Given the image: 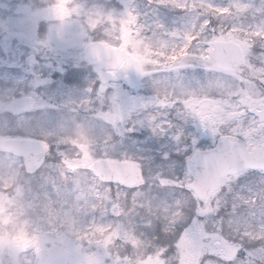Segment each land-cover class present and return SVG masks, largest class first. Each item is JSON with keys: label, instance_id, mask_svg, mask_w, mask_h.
Masks as SVG:
<instances>
[{"label": "snow or ice", "instance_id": "obj_1", "mask_svg": "<svg viewBox=\"0 0 264 264\" xmlns=\"http://www.w3.org/2000/svg\"><path fill=\"white\" fill-rule=\"evenodd\" d=\"M148 2L191 12L195 20L180 30L156 18L144 22L147 31L179 32L182 43L186 33L193 38L176 65L149 74L136 70L175 74L158 81L156 94L140 104L143 118L133 119L115 102L100 110L102 116L118 114L104 120L114 145L101 155L105 167L131 164L136 173L131 181H102L100 189L153 237L160 264H264V21L246 23L252 6L238 12L237 2ZM137 125L163 136L167 151L158 155L155 142L147 154L123 151L118 138ZM53 141L41 138L33 146L43 151L46 145L47 158L55 144L61 160L59 149L68 145Z\"/></svg>", "mask_w": 264, "mask_h": 264}, {"label": "rangeland", "instance_id": "obj_2", "mask_svg": "<svg viewBox=\"0 0 264 264\" xmlns=\"http://www.w3.org/2000/svg\"><path fill=\"white\" fill-rule=\"evenodd\" d=\"M89 1L91 2H84L83 4V11L85 12L83 18L91 29L90 35L81 26L80 30L74 33L73 40L61 43L55 39V30L59 35L60 29L64 27L63 20H61L59 28L56 24L52 25L51 28L49 26L44 38H41L42 40H37L35 30L27 28L24 31L16 30L13 35L14 41L18 42L19 45L25 43L42 44L41 46L51 48L57 55L63 57L65 55H77L86 43L94 39H101L112 46L125 45L126 49L131 50L133 55L143 61L142 50L144 51L143 46L146 42L143 40L145 36L142 30L145 28V21L140 22L135 9L142 11L143 6H145L144 3L136 0H117L110 5L106 1L103 2L104 0ZM232 1L229 4L233 3ZM116 4L117 6H115ZM250 5H254L253 0H250ZM234 7L236 8L235 5ZM244 10L240 9L239 12ZM253 13L255 20L252 19ZM248 17L253 20L249 23L264 21V13L261 11L255 13L253 8ZM147 23L150 24L151 22ZM23 27L26 28L27 24ZM31 40L32 43H30ZM149 41H153V38ZM34 60H26L30 65L29 68H26L28 72H31L32 66L34 67ZM20 68L23 67L20 66ZM74 68L78 71L77 73L82 72V75L96 74L94 67L89 62H80ZM73 73L76 72H71L69 67L63 68L59 74L69 75ZM41 76L43 75L22 76L21 82L15 81V87L7 89L0 97V138L21 137L38 141L41 138L55 137V143L66 144L68 149L67 151H64L63 147L59 149L62 156V162L59 163L60 157L57 155L55 144L47 158L43 154L47 151V147L42 145V156L33 170L26 168L24 159L19 154L0 151V166L15 167L16 173L18 171L21 173V175L17 174L20 177L19 182L14 177L15 180L8 179L0 183V203L8 201L9 190L14 189L16 195L21 198V207L24 203H28L39 207L41 211L58 210L69 226L74 229L75 238L82 242L83 252L80 255L83 264H128L129 259L119 257L121 256L119 254L117 256L112 254L110 248L115 238H122L124 243L129 242L131 235L127 233L128 229L126 230L125 227L131 222L139 224V221L133 218L130 213L125 212L119 205H112L108 202V197L101 189H98L100 188L97 184L98 181L96 182L88 169L94 159L101 157L114 147L109 142L111 137L107 133L101 137L102 132L96 125L91 113L92 110L80 111L75 108L74 98L78 89H67L66 84L60 82L61 80H58L59 82L55 86ZM17 93L19 96H33L35 109L29 114L13 117V126L6 128L5 121L2 120L3 115L7 113L9 101L13 98L12 95ZM78 105L80 109H85L89 104L80 103ZM45 116H50L49 121ZM103 117V120H113V117H109L108 114L103 115ZM117 118L118 114H115V119ZM30 122L31 126L28 124ZM92 124L96 127V131ZM15 127L17 129H14ZM102 127L104 130L108 129L107 124ZM118 139L124 140L123 137ZM123 151L132 156L149 152L142 145L137 147V142L134 140L131 148L126 147ZM105 207L111 209L102 210L106 209ZM94 208L101 210L94 212ZM100 219H103L106 224L111 223L105 227L107 230L103 228L104 223L97 224ZM115 221L116 223L112 224ZM115 224L116 228L113 229ZM120 227L121 230H118ZM101 231L104 232V236H100L102 235ZM82 234H89L90 236L84 235L85 239H83ZM93 234L100 237L94 239ZM144 258L145 260L136 258L132 264H160L158 256L151 254V252Z\"/></svg>", "mask_w": 264, "mask_h": 264}, {"label": "flooded vegetation", "instance_id": "obj_3", "mask_svg": "<svg viewBox=\"0 0 264 264\" xmlns=\"http://www.w3.org/2000/svg\"><path fill=\"white\" fill-rule=\"evenodd\" d=\"M262 4L261 9H264V0H255ZM52 0H0V87L2 91L8 85V82H15L19 80V68H28L30 65L26 60L37 59L45 60L48 62V66L53 72H60L63 68L71 69V72H78L74 66L83 62L79 60V53L77 55H70L67 58L58 56L52 49L42 44H20L14 41L13 35L16 30L20 31L27 28L35 30L37 34L47 32L49 26L55 24L54 20L70 21L69 26H72L75 22L71 21L74 18H83L85 12L83 11L84 2L88 0H54V3L49 11H47L49 4ZM264 13V11H262ZM226 13V12H225ZM29 23V24H28ZM27 24L24 28L23 25ZM180 30L189 27H177ZM170 28L167 29H177ZM44 33V34H45ZM11 35V36H10ZM145 38L144 51L142 50L143 61H141L142 72L145 74L156 72L158 69L165 66L176 65L184 57L188 55V45L192 41V35L186 33L183 35V43L181 42V35L178 32H172L168 35H162L159 31L155 34L153 32L145 30L143 33ZM258 35V34H257ZM153 38V41H149ZM42 40V39H39ZM40 42V41H37ZM36 42V43H37ZM32 43V42H30ZM113 47H119L127 50L125 45H114ZM24 55V56H23ZM27 57V58H26ZM40 58V59H39ZM88 60V59H87ZM54 64L52 65V63ZM25 63V64H24ZM96 74L92 75H59L52 74L43 76L44 79L55 81L57 79H64L67 83H85L77 85L78 89H86L85 95L91 97L92 107L94 110L93 116L96 125L101 130V137L110 133V126L108 129H103L105 125L103 116L100 110L107 109L115 102L119 105L121 111L126 114H130L133 119L143 118V110L139 107L142 102H147L156 94L157 82L166 78H175L173 73L171 77L169 74L164 75L152 74V75H140L139 82L136 86L131 87L127 83L129 78L124 64H121L118 69L113 71L109 70L107 82L102 83L101 76L99 75V67L94 63ZM198 73L200 70H197ZM190 73L181 72V76L189 75ZM89 83L90 86L87 84ZM101 88L104 91H101ZM82 93V91H81ZM84 99V94L82 95ZM81 97V98H82ZM131 97L137 99V106L134 109L129 108L127 102ZM81 98L75 99V104L80 103ZM78 110V106H76ZM105 115V114H104ZM109 116V115H108ZM170 116L175 120V113H170ZM115 120V114L112 116ZM100 137V138H101ZM121 140L125 145L124 148H131L132 141L137 142V147L142 145L146 148V151L152 150L150 145L155 142L157 145H161V141L164 140L163 136H155L149 128L136 126L135 130L125 134ZM99 139V138H98ZM169 145L163 144L156 149V152L167 151ZM160 148V149H159ZM139 156V154L137 155ZM118 247L117 249H120ZM131 248V246H130ZM115 255V253L113 252ZM119 257L123 259L130 258V255L126 256V252L120 253ZM144 260V258H141Z\"/></svg>", "mask_w": 264, "mask_h": 264}, {"label": "clouds", "instance_id": "obj_4", "mask_svg": "<svg viewBox=\"0 0 264 264\" xmlns=\"http://www.w3.org/2000/svg\"><path fill=\"white\" fill-rule=\"evenodd\" d=\"M53 3L54 0L47 11ZM71 21L75 22L72 26L70 21L63 22L59 35L55 30L56 40L61 43L73 40L81 26L91 34L84 18ZM54 22L59 28L61 21ZM16 171L15 167L0 166V183L13 178ZM81 243L58 210L41 211L28 203L21 207V198L14 189L9 190V200L0 203V264H54L53 257H58L55 264H83Z\"/></svg>", "mask_w": 264, "mask_h": 264}, {"label": "water", "instance_id": "obj_5", "mask_svg": "<svg viewBox=\"0 0 264 264\" xmlns=\"http://www.w3.org/2000/svg\"><path fill=\"white\" fill-rule=\"evenodd\" d=\"M84 54L97 59L102 70H105L113 61H121L122 59L127 61L128 69L135 67L136 70H140L139 63L125 54V52L119 49L112 50L97 42L89 44L85 48ZM133 74L137 76L139 73L133 71ZM32 108L33 99L31 97L19 98L11 103V110L13 112L29 111ZM33 143L35 142L30 140H0V147L21 153L25 157L28 168H32L40 155V151L33 146ZM106 163L107 160L96 161L90 166V169L98 173L102 179L125 180L127 178V180L130 181L129 176H133L134 172L131 164L121 170L110 163L105 167ZM127 174L129 175L127 176ZM53 262L55 264V257H53Z\"/></svg>", "mask_w": 264, "mask_h": 264}]
</instances>
